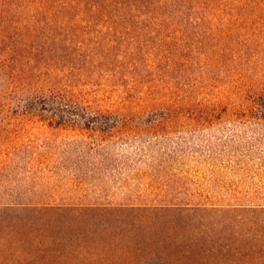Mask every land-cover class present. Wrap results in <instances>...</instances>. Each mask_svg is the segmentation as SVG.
<instances>
[{
    "label": "rangeland",
    "instance_id": "374dc122",
    "mask_svg": "<svg viewBox=\"0 0 264 264\" xmlns=\"http://www.w3.org/2000/svg\"><path fill=\"white\" fill-rule=\"evenodd\" d=\"M56 4L0 0V203L51 205L14 212L41 244L0 264H179L191 212L85 205L264 206V31L218 60L189 21ZM162 224L125 256L111 233Z\"/></svg>",
    "mask_w": 264,
    "mask_h": 264
},
{
    "label": "trees",
    "instance_id": "16d2710c",
    "mask_svg": "<svg viewBox=\"0 0 264 264\" xmlns=\"http://www.w3.org/2000/svg\"><path fill=\"white\" fill-rule=\"evenodd\" d=\"M56 5L62 13L71 12V8L75 7L76 13L85 16L100 12L106 16L112 15L119 18L132 16L137 19L151 17L163 20L172 16L183 19L184 22L189 21L190 26L200 29V34L210 36L216 48L218 60H221L226 51H235L236 59L245 58L250 49L248 47H251L249 38L259 41L257 37L264 31V0H57ZM261 85L264 88V82ZM70 112L79 115L72 109ZM84 117H86V123L99 122L98 128H109L115 125L112 121L95 120L87 114ZM257 117L264 120V112ZM58 118L62 121L73 120L65 119L60 115ZM49 206L51 205L18 200L0 203V252L8 250V252L16 253L18 250L31 247L38 249L37 245L41 242L38 240L36 243L30 242L23 237V234L29 232V226L19 221V218L18 221L15 220L14 212L20 209L32 210ZM84 207L156 210L155 213L188 211L192 213L193 219L185 217L181 220V224L185 226L181 227L183 242L178 241L182 243L171 246L175 253L167 259L168 262L175 260L179 264H264V206L199 204L187 206L166 203L85 205ZM149 217L151 220L153 215ZM121 223L125 224V222ZM163 224L158 227L159 230L154 237L152 235L155 231L145 234L141 231L143 227L137 225L128 226L127 229L117 226L111 233L117 235V239H122L117 249L125 256L128 255V252L124 250L129 246L128 241L133 247L144 246V240L161 243L160 237L164 234V230H160L164 228ZM96 229L93 227L91 230L94 232ZM79 232L81 229L77 231ZM137 260L133 258L129 264L137 263ZM123 261L124 259L119 264ZM153 262L155 264V260Z\"/></svg>",
    "mask_w": 264,
    "mask_h": 264
}]
</instances>
